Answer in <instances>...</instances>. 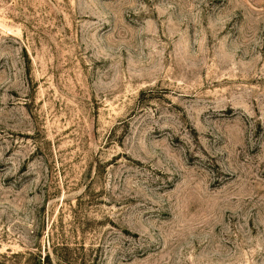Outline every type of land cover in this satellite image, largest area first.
<instances>
[{
  "label": "rangeland",
  "instance_id": "obj_1",
  "mask_svg": "<svg viewBox=\"0 0 264 264\" xmlns=\"http://www.w3.org/2000/svg\"><path fill=\"white\" fill-rule=\"evenodd\" d=\"M0 264H264V0H0Z\"/></svg>",
  "mask_w": 264,
  "mask_h": 264
}]
</instances>
